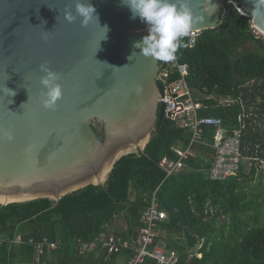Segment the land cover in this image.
I'll return each instance as SVG.
<instances>
[{
	"label": "trees",
	"instance_id": "obj_1",
	"mask_svg": "<svg viewBox=\"0 0 264 264\" xmlns=\"http://www.w3.org/2000/svg\"><path fill=\"white\" fill-rule=\"evenodd\" d=\"M221 16L223 23L202 31L194 46L183 38L176 58L187 66L188 84L205 105L199 115L221 117L233 130L242 112L238 100L246 105L250 116L242 147L247 158L238 174L212 179V160L203 158H191L179 173L169 174L162 160H178L177 150L189 145L192 134L168 118L160 103L156 130L145 149L120 157L104 184L91 183L58 202L45 197L0 204V264H33L35 249L26 242L31 237L59 244L43 256L47 264H124L138 245L143 213L154 198L168 213L158 227L165 239L171 242L174 234L180 235L179 243L169 245L180 254V264H264V38L253 33V17L242 15L232 3H225ZM180 76L174 69L167 80ZM158 84L163 91L164 82ZM228 97L235 100L231 105L219 103ZM96 131L102 139L103 133ZM214 133L206 128L208 141ZM120 217L127 229L114 230ZM19 234L23 243L14 242ZM101 234L122 236L132 248L110 256L102 249L80 252L79 238L92 241ZM144 264L156 262L147 259Z\"/></svg>",
	"mask_w": 264,
	"mask_h": 264
},
{
	"label": "water",
	"instance_id": "obj_2",
	"mask_svg": "<svg viewBox=\"0 0 264 264\" xmlns=\"http://www.w3.org/2000/svg\"><path fill=\"white\" fill-rule=\"evenodd\" d=\"M87 2L101 27L107 25L106 39L94 19L87 27L79 18L64 19L74 0H0V88L16 93H0V129L14 134L11 142L0 138V204L58 202L91 183L104 184L116 161L144 150L156 130L162 66L139 49L128 60L147 25L131 19L121 0ZM226 2L253 7L251 0H191L204 16L193 30L219 27ZM252 21L264 32V17ZM44 62L62 76L55 111L41 103Z\"/></svg>",
	"mask_w": 264,
	"mask_h": 264
},
{
	"label": "built area",
	"instance_id": "obj_3",
	"mask_svg": "<svg viewBox=\"0 0 264 264\" xmlns=\"http://www.w3.org/2000/svg\"><path fill=\"white\" fill-rule=\"evenodd\" d=\"M234 5L244 15L249 17L250 14L237 3ZM253 33L257 37H263L264 33L252 24ZM202 31L192 30L187 37L190 45L194 46ZM177 70L180 77L168 81L167 79L172 73V70ZM188 68L185 64L179 63L177 58L167 63L166 67H162L160 72V80L164 82L163 96L160 102L165 105V115L178 121L181 126L191 131V139L186 149L177 150L179 159L172 161L164 158L161 162L169 174L173 171L183 168L185 160L194 156L195 149L199 145H210L215 150V158L210 170V178L216 180H224L232 175H237L241 169L244 159L247 158L243 153L242 137L245 130L248 128L247 118L250 114L247 111L246 105L241 102L242 112L238 116V125L231 130L225 125L221 117L201 116L199 110L204 108V103L196 98L192 92L188 81ZM235 100L232 97L223 98L220 104L231 105ZM239 101V100H238ZM215 129L213 141L210 142L206 137V128ZM250 160L251 158L248 157ZM168 217L167 212L159 208L155 198L153 203L143 213L142 226L137 240L138 245L134 248L128 240L122 236L105 234L99 235L92 241H84L82 238L77 240V245L80 252H92L96 249L107 250L108 255L118 253L125 248H132L130 258L124 264H144L147 259H152L156 264H180V257L174 250L164 248L157 240L159 236V224L165 221ZM22 236H16L14 242L22 243ZM3 239L0 236V245ZM28 243L33 245L35 249V259L33 264H47L43 261V256L46 252L54 251L59 248L57 242L50 241L47 237L41 240L29 238Z\"/></svg>",
	"mask_w": 264,
	"mask_h": 264
},
{
	"label": "clouds",
	"instance_id": "obj_4",
	"mask_svg": "<svg viewBox=\"0 0 264 264\" xmlns=\"http://www.w3.org/2000/svg\"><path fill=\"white\" fill-rule=\"evenodd\" d=\"M207 2L209 4V0ZM251 3L252 9L247 10L250 16L257 19L264 17V0H251ZM121 4L129 9L131 19L139 18L141 22L147 25V34L140 40L133 42L134 50L128 56L129 61L135 54V49H139L141 55L151 57L159 62L174 61L178 47L182 46V39L188 37L193 28L204 21L203 12L200 14L194 12L191 0H121ZM204 11L210 13L211 10L208 8ZM63 16L69 23L75 22L79 18L82 27H87L89 22L94 19L99 28L103 30L102 39L107 38V25L101 27L95 7L87 0H74V11L65 6ZM252 24H254L253 21ZM252 24L251 29L253 31ZM43 38L47 40L46 35ZM39 70L43 73L40 77L41 103L45 109L55 111L58 107L57 102L63 96L62 84L60 83L62 76L59 72L52 70L47 62L41 63ZM0 93L7 96L16 94L13 89L6 85L0 88ZM0 138L11 142L14 140V134L10 130L0 129Z\"/></svg>",
	"mask_w": 264,
	"mask_h": 264
},
{
	"label": "crops",
	"instance_id": "obj_5",
	"mask_svg": "<svg viewBox=\"0 0 264 264\" xmlns=\"http://www.w3.org/2000/svg\"><path fill=\"white\" fill-rule=\"evenodd\" d=\"M221 99H223V98H221ZM220 99V100H221ZM220 102V101H219ZM247 130V129H246ZM245 130V131H246ZM245 133V132H244ZM208 147H211L210 145H199L196 149H195V154H194V156H192V157H190V158H188V159H186L185 160V162H188L191 158H203V159H206V160H212V163L214 162V158H215V150H214V148L213 147H211L214 151H207L208 149ZM186 149V148H185ZM136 152H138V151H136ZM262 161V160H261ZM263 162H264V160H263ZM213 165V164H212ZM187 166V164H184V167H186ZM248 166H249V164H248ZM247 169H250V168H248L247 167ZM181 170V168L180 169H177V170H175V171H173L172 172V175H174V174H176V173H179V171ZM248 172V171H247ZM208 174H209V172H208ZM227 179V178H226ZM132 198H134V195L132 196ZM168 214V213H167ZM167 219H168V217H167ZM166 219V220H167ZM115 226V227H114ZM114 226H113V229L115 230H117V229H127V222H126V220L124 219V218H121L120 217V219H116V221H115V223H114ZM159 230V229H158ZM162 235V237L161 238H159L160 240L158 241L164 248H166V249H168V250H174V251H176L177 253H178V251L176 250V248L174 249V247H169V245L171 244V245H174L175 243H179V241H180V235H178V234H174L173 235V240L170 242V240H168V239H165V233L164 232H162L161 230H159V236L158 237H160ZM22 236V235H21ZM24 241L22 240V243H23ZM27 243H28V240L26 241ZM192 255V254H191ZM199 256H201V254H198ZM179 257H180V254H179ZM181 259V258H180Z\"/></svg>",
	"mask_w": 264,
	"mask_h": 264
},
{
	"label": "rangeland",
	"instance_id": "obj_6",
	"mask_svg": "<svg viewBox=\"0 0 264 264\" xmlns=\"http://www.w3.org/2000/svg\"><path fill=\"white\" fill-rule=\"evenodd\" d=\"M247 161L249 162V163H248L249 166H251V161H250L249 159H247ZM249 166H248V168H249ZM261 168H263V171H264V163H261ZM258 176H259V175H257V179H258ZM257 179L253 182V185L257 183Z\"/></svg>",
	"mask_w": 264,
	"mask_h": 264
}]
</instances>
